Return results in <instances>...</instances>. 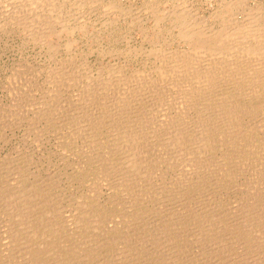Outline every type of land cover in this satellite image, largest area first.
<instances>
[{"label": "rangeland", "instance_id": "obj_1", "mask_svg": "<svg viewBox=\"0 0 264 264\" xmlns=\"http://www.w3.org/2000/svg\"><path fill=\"white\" fill-rule=\"evenodd\" d=\"M261 40L264 0H0V264H264Z\"/></svg>", "mask_w": 264, "mask_h": 264}, {"label": "bare ground", "instance_id": "obj_2", "mask_svg": "<svg viewBox=\"0 0 264 264\" xmlns=\"http://www.w3.org/2000/svg\"><path fill=\"white\" fill-rule=\"evenodd\" d=\"M233 21H234V20H233ZM230 24H231V23H230ZM230 24H229V25H230ZM237 24L239 25V23H237ZM237 24H236V25H237ZM238 25H237V26H238ZM241 25H242V24H241ZM239 26H240V25H239ZM239 26H238V28H239ZM228 28H229V27H228ZM242 29H243V28H242ZM247 29H248V28H247ZM258 29H259V28H258ZM236 30H237V29H236ZM255 30H256V29L251 30V31L253 32V31H255ZM248 31H250V29H249ZM257 31H259V30H257ZM257 31H256V32H257ZM194 33H195V32H194ZM194 33H193V34H194ZM196 33H197V32H196ZM198 33H199V32H198ZM216 33H217V32H216ZM249 33H250V32H249ZM249 33H248V34H249ZM254 33H255V32H254ZM250 34H251V33H250ZM258 34H259V33H258ZM201 35H202V34H201ZM190 36H191V35H190ZM250 36H252V35H250ZM257 36H258V35H257ZM188 37H189V36H188ZM196 37H197V35H196ZM253 37L256 39V36H253ZM258 37H260V36H258ZM258 37H257V38H258ZM190 38H191V37H190ZM190 38H189V39H190ZM218 38H219V37H218ZM192 39L195 40L193 37H192ZM198 39H199V37H198ZM256 40H258V39H256ZM195 41H196V40H195ZM200 41H201V39H200ZM261 41H264V40H261ZM193 42H194V41H193ZM196 42H197V41H196ZM198 42H199V41H198ZM198 42H197V43H198ZM255 43H256V42H255ZM203 44H205V42H204ZM213 44H214V43H213ZM213 44H212V45H213ZM198 45H199V44H198ZM213 47H214V46H213ZM216 47H217V46H216ZM208 48H209V47H208ZM225 48H226V47H225ZM243 48H244V47H242V48L240 47V49H243ZM262 48H263V47H262ZM249 49H250V48H249ZM198 50H199V47H198ZM207 50H208V49H207ZM226 50H227V49H226ZM204 51H205V50H204ZM248 51H250V50H248ZM254 51H255V50H254ZM246 53H247V52H246ZM206 54H207V53H206ZM208 55H209V54H208ZM174 65H175V64H174ZM262 102H263V101H262ZM243 112H244V111H243ZM234 114H235V113H234ZM136 128H137V127H136ZM179 133H180V132H179ZM202 139H203V138H202ZM229 139H230V138H229ZM133 148H134V147H133ZM187 150H188V149H187ZM155 155H156V154H155ZM106 165H107V164H106ZM117 168H118V167H117ZM127 172H128V171H127ZM120 237H121V236H120ZM198 246H199V245H198ZM6 248H7V247H6ZM186 257H187V256H186ZM120 263H121V262H120Z\"/></svg>", "mask_w": 264, "mask_h": 264}]
</instances>
